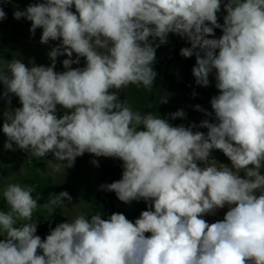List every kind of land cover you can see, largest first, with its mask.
<instances>
[{
	"label": "clouds",
	"instance_id": "9594fccd",
	"mask_svg": "<svg viewBox=\"0 0 264 264\" xmlns=\"http://www.w3.org/2000/svg\"><path fill=\"white\" fill-rule=\"evenodd\" d=\"M224 8L223 25L217 22L221 0H43L13 12L16 20L31 21L30 33L43 29L42 44L62 43L49 52V67L14 59L7 72L0 71L4 96L15 94L22 104L5 113L4 147L14 150V142L40 158L51 152L53 172L73 167L86 152L118 158L122 178L101 188L125 204H153L134 223L122 213L90 220L79 215L42 240L32 222L38 207L33 187L10 183L3 190L10 210L0 211L6 235L0 264H264V0H228ZM214 28L223 35L207 38ZM169 33L190 42L180 55L196 56L192 73L198 85L208 86L215 69L220 94L211 107L218 122H201L206 135L193 132L194 124L173 126L134 111L118 95L129 85L152 90L156 47L167 43ZM150 37L159 44L154 47ZM73 53L76 60L62 62L67 70L55 72L57 56ZM79 57L86 58V67L71 68ZM57 105L71 114L57 118ZM213 149L232 167L209 162ZM65 199L72 197L61 191L43 207L51 214ZM225 205L223 220L209 224L202 218Z\"/></svg>",
	"mask_w": 264,
	"mask_h": 264
},
{
	"label": "rangeland",
	"instance_id": "374dc122",
	"mask_svg": "<svg viewBox=\"0 0 264 264\" xmlns=\"http://www.w3.org/2000/svg\"><path fill=\"white\" fill-rule=\"evenodd\" d=\"M32 4L41 3L43 0H31ZM228 0H221V9L217 13V22L220 25L224 24V17L227 12L224 5ZM5 3L0 0V6L4 9ZM75 12V7L71 9ZM1 22V21H0ZM207 23V22H206ZM209 26H211L209 24ZM31 21H28L22 34L14 41L9 49L3 50L0 48V71L7 72V65L14 59L20 60L27 67L32 66H45L52 65L49 57V52L60 45L62 40L52 41L47 44L40 42L42 35V28H37L35 33H30ZM223 35L222 28H214V35L207 38L219 39ZM1 45V40H0ZM218 49L216 53L218 54ZM64 59L76 60L77 55L69 58L66 54L58 55L54 71L62 73L67 69L63 66ZM86 58L79 57V63L72 64L71 68H84L86 67ZM196 65V56L184 58L180 62H175L167 65L162 70H154L157 75L154 79L152 90L149 92L142 86L129 85L125 89V101L132 107L134 111H140L141 114L153 113L160 118L166 119L173 126L196 125L193 132L201 131L207 134L208 129L199 127L202 121L208 120L210 123H217L215 113L211 107V99L220 94L219 89L216 87V73L213 69L209 75L208 86L198 85L196 78L192 73L193 67ZM6 86L0 81V211H9V206L3 198V190L10 183H18L21 186H31L34 191L32 195L38 193V187L43 189L44 186L50 187L52 185L57 188L58 192L67 191L72 200H64V208L66 219L62 222H72L77 216L85 215L92 216L93 206L96 203L97 181L99 179V167L92 163L95 160V155L91 153H84L75 159L74 166L65 168L60 172H53L48 166L47 161L54 162V155L50 152L45 157L32 156L30 151L20 149L13 142V149L9 150L4 147L7 141V136L3 133V124L5 122V113L14 112L15 109L21 108L22 104L15 94L8 93L5 97L4 93ZM195 93V95H193ZM167 102H162L164 99ZM10 99V102H9ZM199 105L204 111H199L196 106ZM178 110H183L185 116L183 118H172L171 114ZM205 112L211 115H205ZM65 114H71V110L64 109L62 106L57 105L56 115L61 118ZM138 130H143V126H139ZM228 161L229 159L224 155L221 150L213 149L210 152L209 162L211 160ZM96 161V160H95ZM62 163H67L66 161ZM198 166L205 167L203 162L197 161ZM260 172L264 175V166L261 167ZM41 189V190H42ZM153 202L151 201L150 205ZM148 204L143 207L142 202L138 200L136 204L137 214L142 211L149 210ZM154 210V207H152ZM39 224L43 222L50 214L43 205H38L33 213ZM91 219V218H89ZM88 219V220H89ZM17 227L21 221L17 222ZM50 232L47 234L49 235ZM47 235L42 239H46ZM6 235L0 232V240H5ZM38 254H43L42 250L38 249Z\"/></svg>",
	"mask_w": 264,
	"mask_h": 264
},
{
	"label": "trees",
	"instance_id": "16d2710c",
	"mask_svg": "<svg viewBox=\"0 0 264 264\" xmlns=\"http://www.w3.org/2000/svg\"><path fill=\"white\" fill-rule=\"evenodd\" d=\"M29 4H32L31 0H11V2L5 3L3 10L6 13V19L0 22L1 49H9L24 31L28 20L23 17L16 20L13 17V12L17 9L24 10ZM149 42L154 47L159 44L158 39L153 40L151 37L149 38ZM185 47H191L186 37L182 38L177 34L169 33L167 43L159 44V47H156L155 61L152 65L153 70H162L171 63L182 61L185 57L180 55V50ZM118 95L121 100L125 101V89L120 90ZM95 160L98 162L100 175L96 185L98 196L93 208V215L100 214L102 219H108L113 213H122L128 218L133 201L130 204H125L117 198L114 192L101 188V185H107L122 178L123 162L118 158L112 157L95 156ZM41 189V187H38V193L32 195L37 200V205L46 204L50 199V195H58L52 186H44ZM62 215V207H56L41 225H37L36 235H39L43 239L51 230L60 224ZM32 222L35 223L34 214Z\"/></svg>",
	"mask_w": 264,
	"mask_h": 264
},
{
	"label": "crops",
	"instance_id": "0c3cea01",
	"mask_svg": "<svg viewBox=\"0 0 264 264\" xmlns=\"http://www.w3.org/2000/svg\"><path fill=\"white\" fill-rule=\"evenodd\" d=\"M54 162H56L55 160H54ZM217 165L219 166V165H226V166H228V167H232L231 166V161L230 160H228V161H218L217 162ZM262 173H264V172H262ZM239 175L241 176V178H245V172L243 171V170H241V172L239 173ZM262 175V174H261ZM49 183H51L50 185L52 186V188L57 192V194H59V192H58V190H57V188H55V186H53L52 185V182H49ZM261 193H260V190H257V192H256V195L258 196V195H260ZM140 201L142 202V206L144 205H146V203L148 204V206L150 205V203H151V201H144L143 199H140ZM137 202L138 201H133V203H132V206H131V209H130V211H129V214H128V220L129 221H132L133 223L135 222V220L137 219V218H139L140 217V215L139 214H137V208H136V204H137ZM143 206V207H144ZM234 206V205H233ZM61 207H62V211H63V215H64V219H66V214H65V208H64V205H61ZM93 208H94V206H93ZM229 210V206L228 205H225V207L224 208H222V209H217L216 211H215V213L214 214H205V215H203V219H205L209 224H211V223H215V222H217V221H220V220H223V218H224V216H225V214H226V212ZM92 213H93V211H92ZM35 216V215H34ZM66 216V217H65ZM92 216H88V218L87 219H89V218H91ZM46 219V218H45ZM44 219V220H45ZM43 220V221H44ZM90 220V219H89ZM35 223L39 226V225H41V224H39L38 222H37V220H36V217H35ZM145 235L146 236H150L151 235V233H145Z\"/></svg>",
	"mask_w": 264,
	"mask_h": 264
},
{
	"label": "water",
	"instance_id": "95a60500",
	"mask_svg": "<svg viewBox=\"0 0 264 264\" xmlns=\"http://www.w3.org/2000/svg\"><path fill=\"white\" fill-rule=\"evenodd\" d=\"M62 221H63V216H61V218H60V223H62Z\"/></svg>",
	"mask_w": 264,
	"mask_h": 264
},
{
	"label": "built area",
	"instance_id": "2783aa9c",
	"mask_svg": "<svg viewBox=\"0 0 264 264\" xmlns=\"http://www.w3.org/2000/svg\"><path fill=\"white\" fill-rule=\"evenodd\" d=\"M1 36V35H0Z\"/></svg>",
	"mask_w": 264,
	"mask_h": 264
}]
</instances>
